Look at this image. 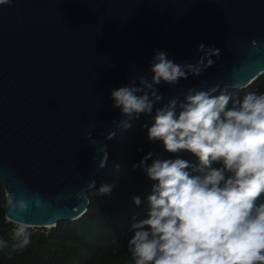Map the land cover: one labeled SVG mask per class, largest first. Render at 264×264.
<instances>
[{
    "label": "water",
    "instance_id": "obj_1",
    "mask_svg": "<svg viewBox=\"0 0 264 264\" xmlns=\"http://www.w3.org/2000/svg\"><path fill=\"white\" fill-rule=\"evenodd\" d=\"M253 41L256 43L253 44ZM214 65L162 96L150 115H122L113 90L151 81L157 51ZM264 74V0H12L0 6V183L27 211L6 219L53 227L89 208L107 144L140 116L186 98L188 89H246ZM113 135V136H112Z\"/></svg>",
    "mask_w": 264,
    "mask_h": 264
},
{
    "label": "clouds",
    "instance_id": "obj_2",
    "mask_svg": "<svg viewBox=\"0 0 264 264\" xmlns=\"http://www.w3.org/2000/svg\"><path fill=\"white\" fill-rule=\"evenodd\" d=\"M11 3L0 0V6ZM197 53L203 55L195 63L176 64L157 51L151 81L141 76L139 86L132 81L113 90V106L129 118L150 115L162 99L156 86H175L189 75H201L214 65L219 49L200 44ZM216 91L188 89L179 114L176 99L155 110L149 141H162L171 154L188 152L195 162L178 155L153 159L149 152L134 165L156 183L147 218H132L129 231L134 235L127 243L132 264H264V93L234 99L226 90L214 95ZM112 187L102 184L97 194L109 195ZM5 195L10 208L27 211L25 202L14 203V194ZM133 202L139 206L141 199ZM31 227L15 223L14 251L31 243ZM7 247L0 240V249Z\"/></svg>",
    "mask_w": 264,
    "mask_h": 264
},
{
    "label": "trees",
    "instance_id": "obj_3",
    "mask_svg": "<svg viewBox=\"0 0 264 264\" xmlns=\"http://www.w3.org/2000/svg\"><path fill=\"white\" fill-rule=\"evenodd\" d=\"M225 90L234 99H242L252 91L264 93V74L246 89L222 87L214 95ZM184 102L185 99L178 102L177 114ZM153 122L140 116L120 127L108 141L105 167L97 175L95 187L88 192L87 212L75 221H60L48 233L31 235V243L22 250H13L15 241L11 239L12 230L5 216L6 190L0 183V240L8 244L0 249V264H132L127 250L128 240L134 235L129 231L132 218L136 222L147 218L148 197L156 183L134 165L149 152L154 154L153 159H175L178 155L195 162L188 152L171 154L165 151L162 141L150 142L147 129ZM102 184L113 186L109 195L97 194ZM134 197L141 199L139 206L134 204Z\"/></svg>",
    "mask_w": 264,
    "mask_h": 264
},
{
    "label": "built area",
    "instance_id": "obj_4",
    "mask_svg": "<svg viewBox=\"0 0 264 264\" xmlns=\"http://www.w3.org/2000/svg\"><path fill=\"white\" fill-rule=\"evenodd\" d=\"M7 224L9 225L10 229L13 230L15 227V223L11 220L6 219ZM50 228V229H49ZM49 230H51V227H42V226H32L29 231L31 232V235L34 234H42V233H48Z\"/></svg>",
    "mask_w": 264,
    "mask_h": 264
},
{
    "label": "rangeland",
    "instance_id": "obj_5",
    "mask_svg": "<svg viewBox=\"0 0 264 264\" xmlns=\"http://www.w3.org/2000/svg\"><path fill=\"white\" fill-rule=\"evenodd\" d=\"M50 229V228H49Z\"/></svg>",
    "mask_w": 264,
    "mask_h": 264
}]
</instances>
